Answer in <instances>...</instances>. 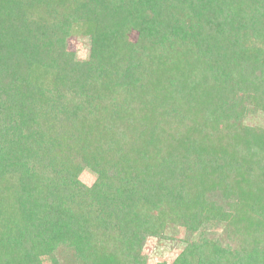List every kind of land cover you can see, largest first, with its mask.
<instances>
[{"label": "trees", "instance_id": "16d2710c", "mask_svg": "<svg viewBox=\"0 0 264 264\" xmlns=\"http://www.w3.org/2000/svg\"><path fill=\"white\" fill-rule=\"evenodd\" d=\"M257 116L264 0H0V264H264Z\"/></svg>", "mask_w": 264, "mask_h": 264}, {"label": "rangeland", "instance_id": "374dc122", "mask_svg": "<svg viewBox=\"0 0 264 264\" xmlns=\"http://www.w3.org/2000/svg\"><path fill=\"white\" fill-rule=\"evenodd\" d=\"M70 45L77 52L79 59H85L88 56L90 45L87 38L75 37L71 40ZM248 124L264 127V117H251L248 120ZM81 178L88 185H91L94 181V177L89 173H84ZM183 237L184 231L175 229L165 240L148 239L145 252L148 256L149 263L157 264L164 260H173L185 245L182 241Z\"/></svg>", "mask_w": 264, "mask_h": 264}]
</instances>
